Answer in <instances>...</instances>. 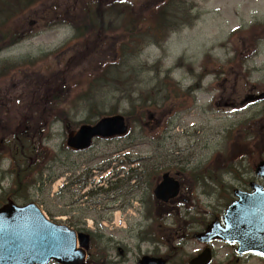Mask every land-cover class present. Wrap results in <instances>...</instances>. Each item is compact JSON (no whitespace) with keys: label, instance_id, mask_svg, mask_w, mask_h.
I'll use <instances>...</instances> for the list:
<instances>
[{"label":"rangeland","instance_id":"obj_1","mask_svg":"<svg viewBox=\"0 0 264 264\" xmlns=\"http://www.w3.org/2000/svg\"><path fill=\"white\" fill-rule=\"evenodd\" d=\"M187 6L189 24L170 33L163 44L147 46L133 64L137 68L144 67L137 74L141 81L138 96L151 90L152 84L166 73L179 83L177 94L190 85H195L196 91L184 97L173 93L175 102H163L158 104L156 111H148L143 119L144 130L141 131L138 123L132 120L137 116H132L127 136L96 139L83 152L70 151L65 144L64 124L47 117L52 90L62 97L55 107L65 109L71 118L70 127L93 114H88L86 103L91 99L77 96L78 88L74 86L84 65L81 61L74 63L73 59L67 62L69 57L80 52L73 42L71 29L62 25L45 30L0 51L1 71L8 68L10 61L22 63L20 68L17 66L19 69L16 67L13 72L0 77V101L7 112L2 124L12 130H23L30 125L32 136H16L13 148L19 151L25 137L33 148L27 163L36 161L35 168L41 170L32 176L34 184L22 183L23 195L15 202L35 201L49 219L73 228L84 226L89 229L93 232V252L98 254L105 244L113 247L107 258L111 264H135L143 254L163 256L167 252L177 254L183 263L200 252L203 245L195 239H182L184 242H181L180 237L186 238L182 232H198L211 219L220 218L232 197L233 188L248 189L247 183L251 180L263 183L255 177L254 168L260 159L264 160V96L260 97L264 93V30L254 37L253 45L258 35L261 36L251 46L255 53L245 59L243 65H233L225 78L215 79L211 73L205 75L201 62L208 55L216 65L225 63L232 55L231 32L236 28L245 31L254 23H264V0H188ZM235 34L233 42L238 43L239 48L247 49L242 43L245 36ZM68 41L71 44L60 58L58 55L44 56ZM50 64L62 66L57 79L73 78L69 87L58 89L55 80L44 78ZM42 91L45 94H41ZM100 95L105 94H97V99ZM153 95L155 97L152 91L149 97ZM117 98L118 94L107 102V107ZM118 101L117 112L125 113L130 109L127 102ZM258 121L261 127L257 139H253L249 129L239 130L243 123ZM39 131L41 136H38ZM243 137L245 139L241 140ZM44 149L51 152L44 154ZM25 152L28 153V149ZM149 157L156 159L154 165H161L171 173L177 172L182 182L183 199L162 207L153 199L154 211L164 209L163 212L171 213L158 226L164 235L160 237L173 240L166 239V244L140 238L141 231L153 226L145 216L149 204L145 182L138 186L132 181L128 188L122 190L120 185V190H112L115 187L112 173L123 179L129 167L143 163L142 159ZM128 160L132 164L128 165ZM8 165V159L0 163V203L6 200L17 169L11 166L7 169ZM19 166L22 175L28 173L25 166ZM104 166L108 168L102 173L97 171ZM190 171L202 175L204 182L194 183L188 176ZM55 176L57 179L51 181ZM75 178H85L84 183L74 184ZM65 182H68V188L63 191ZM126 191H129L128 195ZM106 195L112 196V200L105 201ZM126 198L129 204L123 210L122 202ZM123 222L126 228L121 226ZM99 234H103V238H99ZM212 248L214 255L210 264H226L234 253L233 247L221 242H214ZM96 259L97 256L92 258L93 261ZM240 264H264V261L251 257L249 260L243 258Z\"/></svg>","mask_w":264,"mask_h":264},{"label":"trees","instance_id":"obj_2","mask_svg":"<svg viewBox=\"0 0 264 264\" xmlns=\"http://www.w3.org/2000/svg\"><path fill=\"white\" fill-rule=\"evenodd\" d=\"M189 22L187 0H0V50L34 36L43 29L58 24L71 26L76 47L80 52H76L75 56L72 55L67 62L73 59L74 63L81 61L84 65L78 79L74 81V86L78 88L77 96L91 99L86 103L89 105L88 114L93 113L86 116L83 122L90 123L94 117L99 118L118 113V100H123L130 106V109L123 113L125 118L130 124L132 116H137L132 120L138 123L142 131L144 130L143 119L148 111H156L163 102L171 100L175 102L176 100L172 99L173 93L177 97H184L195 87L190 86L177 94V90L180 89L179 84L171 80L169 74L166 73L149 88L155 93V97L154 95L149 97L151 90H146L145 94L138 96L141 91L138 84L141 81L138 80L137 74L144 67L137 68L133 61L148 45L163 44L171 32ZM263 26L264 23H255L244 32L242 30H237V33L233 32V36H229L233 56L225 63L216 65L215 61L206 55L201 62L204 74L211 73L215 79L221 76L225 78L233 65H243L245 59L255 53V48L251 49V46L260 40L261 36L258 35L253 45L254 37L257 36L256 34H262ZM235 33L237 36H245L242 43L247 45V49H241L238 43L233 42ZM14 68L16 66L12 64L10 70ZM48 73L59 85L58 89L69 87L73 79L67 77L57 79L61 71L60 69L55 71L52 66L49 67ZM163 91L165 93L161 95ZM101 92L105 95L103 97L100 95L97 99V94ZM116 94H118L117 101L107 107V102L114 99ZM61 98L60 93L55 90L51 91L48 118L52 121L58 119L66 129H70L71 120L68 113L64 108L55 107L59 105ZM260 127V121L251 124L243 123L239 130L249 129L253 139H257ZM244 139L245 137L241 140ZM262 140L264 142V137ZM26 149L29 150V147L26 146ZM246 149L249 148L246 147ZM27 155L29 156V151ZM142 160L145 162L141 166L130 169L128 181L141 177L147 181L151 189L158 180L160 167L151 164L154 160L150 157ZM188 176L196 184H202L205 180L202 175L200 177L194 171H190ZM213 181L215 182V179ZM156 213L151 207L147 209L146 215L157 222L164 216V213L161 211ZM145 235L151 241L162 243H165L166 239L172 241L169 237L163 238L164 235L159 229L150 228ZM185 236L190 237L191 233L185 232ZM88 245L91 253L88 264H111L104 250H101L100 255L98 254L97 259L93 261L94 255L91 250L93 244L90 242ZM165 259L172 264H181L176 257L174 259L165 256Z\"/></svg>","mask_w":264,"mask_h":264},{"label":"water","instance_id":"obj_3","mask_svg":"<svg viewBox=\"0 0 264 264\" xmlns=\"http://www.w3.org/2000/svg\"><path fill=\"white\" fill-rule=\"evenodd\" d=\"M127 126L123 116L112 115L95 124H83L67 135V145L83 150L94 137L122 136ZM256 175L264 178V161L256 166ZM252 192L234 190L237 197L225 210L223 225L211 222L204 232L195 235L200 242L213 239L237 242L239 253L257 252L264 255V244L255 233H264V188L250 183ZM179 192V183L169 173L153 189L154 196L164 202ZM79 239L81 247H77ZM85 236L63 224H55L43 215L38 205L30 202L16 205L12 201L0 207V264H47L51 259L60 264H85ZM208 250L193 258L189 264H208ZM136 264H166L162 258L142 256Z\"/></svg>","mask_w":264,"mask_h":264},{"label":"flooded vegetation","instance_id":"obj_4","mask_svg":"<svg viewBox=\"0 0 264 264\" xmlns=\"http://www.w3.org/2000/svg\"><path fill=\"white\" fill-rule=\"evenodd\" d=\"M251 257H258L260 258L262 261H264V257L260 256V255H254V254H248V255H245V256H240V255H237V263L238 262H241V260L244 258V259H247L249 260V258Z\"/></svg>","mask_w":264,"mask_h":264}]
</instances>
